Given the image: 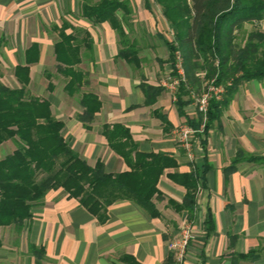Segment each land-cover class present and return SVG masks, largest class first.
I'll use <instances>...</instances> for the list:
<instances>
[{
	"label": "crops",
	"instance_id": "1",
	"mask_svg": "<svg viewBox=\"0 0 264 264\" xmlns=\"http://www.w3.org/2000/svg\"><path fill=\"white\" fill-rule=\"evenodd\" d=\"M128 1L131 15L123 24L127 41L121 45L108 23L92 24L82 17L83 0H0V81L19 88L15 67L26 66L27 94L49 103L53 117L62 122L63 138L89 166L101 161L112 175L131 170L135 153L127 162L103 134L104 126L114 124L129 130L138 152L172 158L175 166L160 175L159 197L152 200L159 217L120 199L99 220L62 189L51 190L20 233L12 226L0 228V264H125V256L138 264H164L173 256L168 244L183 223L196 232L183 264H264V164L240 162L234 171H224L238 150L264 155V80L236 88L211 123L204 146L197 134L192 137L190 160L174 131L195 118L196 111L191 101L183 108L186 117L179 116L177 93L174 99L163 86L173 63L166 44L169 26L159 8L154 10L153 0L151 9L145 0ZM63 24L68 26L64 33L80 41V60L70 68L81 75L74 93L66 91L70 76L54 54ZM120 50L131 53L129 60L119 57ZM197 76L200 91L188 87L189 95L204 88V72ZM143 84L160 88L149 105ZM88 93L99 100L100 109L84 124L78 118L84 111L80 100ZM5 145L12 147L0 159L14 149L11 141L1 147ZM189 173L199 177L192 214L171 205H180L186 194L171 176ZM31 248H42L44 255L37 259ZM251 252L257 257H240Z\"/></svg>",
	"mask_w": 264,
	"mask_h": 264
},
{
	"label": "trees",
	"instance_id": "2",
	"mask_svg": "<svg viewBox=\"0 0 264 264\" xmlns=\"http://www.w3.org/2000/svg\"><path fill=\"white\" fill-rule=\"evenodd\" d=\"M153 1L174 37L172 42H166L170 60L173 62L174 52L179 51L183 61L186 84H181L177 91L178 115L186 117L183 108L191 102L188 87H198L200 91L197 73L204 72L203 82L214 79L215 85L225 87L221 100L210 101L204 130L197 133L204 146L211 123L219 119L236 88L244 82L264 80V30L260 28L264 22V0ZM145 4L151 9L150 0H145ZM81 15L92 24L108 23L117 33L119 43L126 44L123 24L131 15L128 0H83ZM246 25L251 28L246 29ZM66 27L63 24L59 30L54 54L70 76L66 91L74 93L80 88L81 75L70 68L80 60V41L73 34H65ZM84 35L88 38L87 32ZM130 54L128 50H120L118 55L129 60ZM28 72L26 66L15 67L19 88H10L0 81V147L7 141L14 145L13 151L0 159V228L12 226L20 233L24 222L32 218L33 209L42 204L49 191L57 189L77 199L99 220H103L106 208L120 199L133 201L150 217H159L152 200L159 197L156 185L160 175L175 166L173 159L165 153L138 152L129 130L114 124L111 128L104 126L103 134L109 147L127 162L135 153L131 170L112 175L105 172L101 161L89 166L63 138L62 122L53 117L49 103L27 94ZM141 87L147 105L160 93V88L146 84ZM80 104L84 111L79 120L84 124L91 122L100 109L99 100L92 94H83ZM200 122L196 113L195 118L186 120V125L198 129ZM240 162L264 164V155L238 150L225 173L234 171ZM171 177L186 188L182 203L171 205L177 211L192 214L199 177L195 173ZM31 250L37 259L44 255L42 248ZM240 257L257 256L251 252ZM123 261L138 264L130 256L123 257ZM164 264L178 263L169 255Z\"/></svg>",
	"mask_w": 264,
	"mask_h": 264
},
{
	"label": "built area",
	"instance_id": "3",
	"mask_svg": "<svg viewBox=\"0 0 264 264\" xmlns=\"http://www.w3.org/2000/svg\"><path fill=\"white\" fill-rule=\"evenodd\" d=\"M170 42L174 37L171 31L168 33ZM181 84H186V76L183 69V61L179 51L174 52V60L171 73L168 74L163 82V86L173 95L177 93ZM225 92L224 86L214 84V79L205 83V86L200 94L191 93L190 99L192 107L200 116V125L198 129H194L188 125H181L174 131V136L178 144L184 149L187 157L193 160V140L192 137L204 130L207 122L209 103L211 100H221ZM195 230L190 223H183L176 236L169 242L168 248L173 254L175 261L178 264H183L189 243L195 239Z\"/></svg>",
	"mask_w": 264,
	"mask_h": 264
},
{
	"label": "rangeland",
	"instance_id": "4",
	"mask_svg": "<svg viewBox=\"0 0 264 264\" xmlns=\"http://www.w3.org/2000/svg\"><path fill=\"white\" fill-rule=\"evenodd\" d=\"M130 7H131V5H130ZM132 8V7H131ZM153 8H154V10H157V8H159L155 3H154V1H153ZM160 10V9H159ZM260 28L262 29V30H264V23H261V26H260ZM168 38H169V36H168ZM8 146V147H7ZM10 147H12L11 145H5L3 148L1 147L0 148V155H5V152H8L9 150H10Z\"/></svg>",
	"mask_w": 264,
	"mask_h": 264
}]
</instances>
